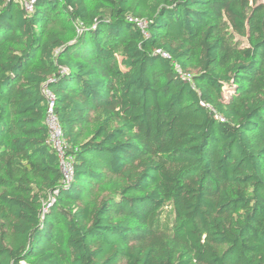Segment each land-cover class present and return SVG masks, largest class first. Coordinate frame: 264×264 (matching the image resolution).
Listing matches in <instances>:
<instances>
[{"label": "trees", "instance_id": "obj_1", "mask_svg": "<svg viewBox=\"0 0 264 264\" xmlns=\"http://www.w3.org/2000/svg\"><path fill=\"white\" fill-rule=\"evenodd\" d=\"M23 1L0 0V264H264V1Z\"/></svg>", "mask_w": 264, "mask_h": 264}, {"label": "built area", "instance_id": "obj_2", "mask_svg": "<svg viewBox=\"0 0 264 264\" xmlns=\"http://www.w3.org/2000/svg\"><path fill=\"white\" fill-rule=\"evenodd\" d=\"M25 7L27 10L32 9V2H26ZM140 25L144 27V23L140 22ZM44 94L47 99V111L45 116V123L49 130V143L55 149L60 157V167L63 175L62 182L68 184L72 181L74 176L73 156L66 154L68 143L64 137L61 124L55 112V97L54 94L44 87Z\"/></svg>", "mask_w": 264, "mask_h": 264}, {"label": "rangeland", "instance_id": "obj_3", "mask_svg": "<svg viewBox=\"0 0 264 264\" xmlns=\"http://www.w3.org/2000/svg\"><path fill=\"white\" fill-rule=\"evenodd\" d=\"M21 1V0H20ZM262 1H264V0H262ZM23 0H22V4H23ZM231 93H232V90L231 89H228L227 87L224 89V98L225 99H228L229 97H230V95H231Z\"/></svg>", "mask_w": 264, "mask_h": 264}]
</instances>
